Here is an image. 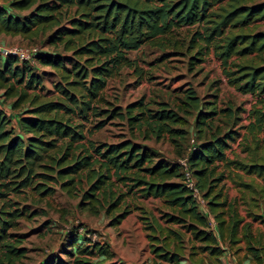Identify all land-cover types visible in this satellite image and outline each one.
<instances>
[{"label":"trees","instance_id":"obj_1","mask_svg":"<svg viewBox=\"0 0 264 264\" xmlns=\"http://www.w3.org/2000/svg\"><path fill=\"white\" fill-rule=\"evenodd\" d=\"M249 1L253 0L7 1L10 9H28L23 14L0 4V33L27 41L40 37L54 49L35 52V60L57 75L52 89L46 90H52V95L46 97L36 91L42 88L41 77L27 61L13 54L0 55L2 94L13 98V108L27 104L15 126L0 110V264H10L23 255L24 249L17 246L21 238L9 230L17 227L19 218L36 214L15 198L23 199L19 194L29 191L31 198L34 193L42 199L55 186L69 197L79 195L80 204L93 213L100 209L115 212L110 217L112 225L139 208L129 207L128 195L160 199L166 210L154 215L141 209L143 214L138 215L153 254L149 264H200L201 257L194 259L199 252L217 256L222 249L210 228L211 219L220 239L227 229L229 241L237 240L239 218L232 213L226 220L223 215L225 199L218 184L224 174L217 171L218 162L259 175H264V163L226 157L225 149L237 135L235 129H217L186 154L195 184L207 201L209 218L199 211L182 183L177 162L153 160L145 146L129 138L95 142L88 135L105 120L119 117L145 138L171 142L184 138L185 121L178 112H185L183 106L173 109L158 101L151 108L142 97L121 106L111 103L103 91L108 79L123 67L141 73L128 51L143 44L176 48L178 41L172 38L178 29L194 24L187 48L195 47V52L189 55V62L202 61L211 46L226 83L262 103L249 111L254 119L247 130H264V30L250 26L264 19V2ZM183 98L184 105L197 109L199 125L216 113L199 109V98L191 88ZM223 110L233 114L229 107L219 111ZM91 119L94 121L85 127L84 121ZM79 239L72 233L68 245L75 244L80 254L103 258L92 261L76 256L71 261L49 259L45 264H121L112 260L113 252L106 244L90 241L79 246ZM248 249L263 264L257 251ZM64 252L69 257L73 253L71 249Z\"/></svg>","mask_w":264,"mask_h":264},{"label":"rangeland","instance_id":"obj_2","mask_svg":"<svg viewBox=\"0 0 264 264\" xmlns=\"http://www.w3.org/2000/svg\"><path fill=\"white\" fill-rule=\"evenodd\" d=\"M7 1L0 0V4L8 7ZM254 1L264 2V0H253L248 3ZM8 9L19 14L28 11V9L13 10L9 7ZM253 24L256 25V29L264 30V19L257 20L250 26ZM195 27L194 24L178 29L179 32L172 38L178 41L176 48L171 44L165 47L143 44L136 50L128 51V55L136 59V65L141 69V73L138 75L133 68L123 67L118 75L108 79L103 91L111 103L121 106L140 97L147 101L151 108H156L158 101L168 103L173 109L178 105L183 106L185 112L181 110L178 112L185 121L184 138H176L174 142L166 138L155 139L152 136L145 138L136 130H131L119 117L105 120L101 127L94 129L88 135L89 138L95 142H116L129 138L145 146L151 152L153 160L162 158L178 163V159L186 157L194 142L208 138L217 129L220 131L235 129L240 136L236 139L237 142L229 141V145L231 150L241 153L238 144L244 132L241 125L248 121L247 113L254 104V97L250 93H240L226 83V78L221 72L220 61L213 54L211 46L202 61L189 62V55L195 52V47L187 48V42ZM13 44L26 46L33 53L54 49L52 46L45 45L40 37L27 41L17 35L0 33V45ZM27 65L41 77L42 88H36V91L50 97L52 90H46L52 89V82L57 79V75L48 66L39 64L35 59L27 61ZM189 88L193 89L199 98V109L216 111L205 124L199 125L196 122V108L184 105L182 102L183 94ZM12 99V97H5L0 89V110L8 116L10 124L15 126L18 114L27 104L23 103L13 108ZM227 107L233 111V114L229 115L225 110L219 111ZM93 121V119L84 121L85 127H89ZM259 137H264V131L259 134ZM242 154L244 156V153ZM221 168L220 165L218 169ZM19 196L24 197L23 199L16 197L17 203L26 205L29 210H36V214L19 218L17 227L9 230L21 238L17 246L24 249L23 255L10 264H45L49 259L57 258L71 261L76 256L87 257L92 261L103 258V256L80 254L75 244L68 245L72 233L78 234L79 246L87 245L90 241L106 244L113 252L112 259L121 264H145L151 253L147 246L142 220L138 215L143 214L141 209L156 215L161 210H166L160 199L142 198L137 194H130L125 201L129 207L138 205L139 208L132 209L118 224L112 225L110 217L115 212L107 214L100 209L93 213L80 204L79 195L69 197L57 186L54 187L52 194L42 199L34 193L31 198L29 191L22 192ZM65 249L73 251L70 257L64 252Z\"/></svg>","mask_w":264,"mask_h":264},{"label":"crops","instance_id":"obj_3","mask_svg":"<svg viewBox=\"0 0 264 264\" xmlns=\"http://www.w3.org/2000/svg\"><path fill=\"white\" fill-rule=\"evenodd\" d=\"M252 96L254 97L252 108L261 107L262 103L257 102L256 96ZM262 96H264V94ZM247 114L248 121L246 124L241 125L244 132L240 137L241 141L238 143L241 148V153L231 150L229 145V147L225 149V155L228 159H238L242 162H251L255 160L264 163V137H259V134L264 130H253L249 132L246 125L253 121L254 117L250 115V112ZM239 136L240 133L237 132L233 141H236ZM242 153H244V156ZM220 165L222 168L218 169ZM216 169L217 171L222 170L224 174V177L218 184V186L221 187L222 197L225 199V205L223 206L224 218L228 220L232 213H235L236 217L239 218V223L235 232V238L237 240L234 242L229 241L227 229H224L223 238L220 239L216 223L211 219L210 228L216 236L217 243L222 250L217 256H211L206 252H199L194 255V259L197 260L201 257L202 260L200 264H258L256 259L252 256V253L249 252L248 247L250 246L253 247L260 256V263L264 264V175H259L254 171L247 172L232 165L225 166L222 162H218ZM198 209L207 218L211 216L207 205L205 208ZM173 226L176 227V224H173ZM143 231L145 233V230ZM187 235L188 233L185 232V236ZM152 259L153 254L151 253L147 257V262L145 261V264H149Z\"/></svg>","mask_w":264,"mask_h":264},{"label":"built area","instance_id":"obj_4","mask_svg":"<svg viewBox=\"0 0 264 264\" xmlns=\"http://www.w3.org/2000/svg\"><path fill=\"white\" fill-rule=\"evenodd\" d=\"M6 54H13L20 60L25 61H32L35 59V56L28 47L13 44V45H0V55L4 56ZM191 142H193V139H191ZM196 143L190 147V149L195 145ZM178 164L181 172V181L182 183L190 190L191 196L193 197L196 205L198 208H205L207 205L206 199L202 196L201 191L195 184V179L192 174V170L190 169L187 158L182 157L178 159Z\"/></svg>","mask_w":264,"mask_h":264}]
</instances>
